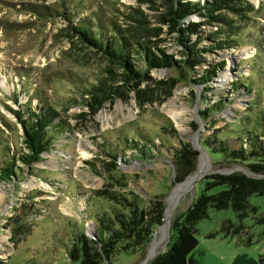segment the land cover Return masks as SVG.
Wrapping results in <instances>:
<instances>
[{"label":"rangeland","instance_id":"obj_1","mask_svg":"<svg viewBox=\"0 0 264 264\" xmlns=\"http://www.w3.org/2000/svg\"><path fill=\"white\" fill-rule=\"evenodd\" d=\"M56 1L0 0V168L14 153L27 152L22 144V129L12 112L18 111L19 104L28 102L24 91L28 90L29 79L37 82V89L32 86L31 91L52 105L69 128L64 136L67 138L42 153L37 163L26 167L13 160L17 177L11 182H0V264H69V244L76 221H81L82 232L87 236L85 222L90 221V203L100 210L101 202L92 196L108 184L106 178L98 175L105 169L117 180L128 183L126 187L112 184L111 191L123 195L131 192L144 207L151 204L164 207L163 224L143 254L111 263L149 264L166 251L172 221L190 208L202 180L236 172L264 178L244 166L215 163L200 145L204 137L224 142L227 132H264V78L257 79L255 73L252 80L261 84L256 88V99L234 96L233 103L220 112L202 115L222 99L233 98L231 83L240 75L250 74L249 67L237 68L242 60L255 59L254 55L264 58V0H249L260 10L243 22L230 11H221L224 18L233 21L232 27L242 26L237 36L230 37L239 49L202 55L205 64L198 67L201 71L209 65L224 64L208 85L211 92L206 98L202 97V88L188 84L176 67H169L146 71L148 79L137 85L105 81L120 92L92 112L84 103L91 97L86 91L108 79L104 71L107 63L70 39L67 22L59 12L52 11L57 9ZM94 3L100 7L105 21L114 22L121 30L131 25L140 31L144 37L137 43L149 44L151 51H159L174 61L181 58L182 47L174 40L178 34L170 33L168 26L159 21L164 13L161 0H94ZM32 6L47 15L41 18L29 12ZM84 17L85 12L76 18ZM202 21L192 16L180 27L200 24L198 33L190 36L192 39L227 30L225 24L207 26ZM134 58L138 59L136 55ZM171 114L177 115L174 118ZM138 132L148 136L153 145L144 150V156L127 147ZM103 145H108L117 159L101 153L106 149H99ZM176 149L197 152L193 172L180 182L179 170L188 171L190 165L184 157L179 161L173 159ZM249 203L258 209V214L264 213V196L252 195ZM77 213L81 220L77 219ZM236 223L230 209L208 213V218L197 226L198 244L190 255L196 264H230L237 255L254 260L264 255V227L254 225L250 215L242 222L245 228L242 232H236Z\"/></svg>","mask_w":264,"mask_h":264},{"label":"trees","instance_id":"obj_2","mask_svg":"<svg viewBox=\"0 0 264 264\" xmlns=\"http://www.w3.org/2000/svg\"><path fill=\"white\" fill-rule=\"evenodd\" d=\"M161 1L164 13L160 15L159 21L168 26L170 33L178 34L174 40L182 47L181 58L176 61L159 51H151L149 44L147 46L146 43H137L138 39L144 35L140 34L141 32L134 26L129 25L127 30H121L114 22L105 21L100 7L94 3V0L56 1L59 10L54 8L52 11L59 12L63 20L67 22L70 39H75L83 48L100 55L107 63L104 71L108 74V79H102L103 83L100 81L91 86L92 90L86 91L91 97L89 100H84V103L91 112L115 98V95L120 92L119 88L107 85L105 81L111 84L122 82L126 85L133 82L137 85L140 81L148 79L146 71L169 67H176L188 84L202 88V97L206 98V94L211 92L208 85L223 69L224 64L209 65L207 70L201 71L198 67L204 63L202 55L215 54L217 50L221 49H239L237 42H234L230 37L237 36L242 26L232 27L233 21L224 18L221 11H230L239 16L238 19L243 22L249 19L247 17L256 15L260 10L254 8L249 0ZM28 9L29 12L31 11L41 18L47 15L45 12L44 15L42 11L36 10L33 6ZM83 12L86 17L76 18ZM192 16L204 19L201 23L207 26L225 24L227 30L192 39L190 36L198 33L200 24L180 27L185 19ZM48 17L51 16L48 15ZM253 47L257 48L259 53L261 52L257 45H253ZM134 55L138 59H135ZM254 57L255 59L242 60L241 66L237 67L238 69L243 66L249 67L250 74L247 77L239 74L238 79L231 83L230 94L233 98L230 101L227 98L222 99L210 110L202 113L203 116L206 117L215 110L220 112L224 106H230L234 96L237 99L251 96L256 99L258 97L256 88L261 84L254 82L252 77L255 73L257 79L264 78V58L259 55H254ZM26 78H28L27 75ZM32 86L33 89H37L35 79H29L27 85L29 91H24L28 96V102L24 105L19 104L18 111L13 110L12 112L16 123L22 129V144L27 152L14 153L10 156L9 162L0 168V182H11L17 177L13 160L30 167L40 160L42 153L49 151L58 142L66 139L67 137L64 136L69 133L66 122L59 118L54 107L45 102L40 94L37 95L31 91ZM138 97L140 98V95ZM14 99L17 100V98ZM16 100L14 102L18 104ZM33 100L36 102L34 103ZM260 138L264 139V132H259V134L255 131L251 133L247 131L227 132L224 142L214 137H204L200 141V145L215 163L237 164L248 168L250 173L255 176H261L264 175V140H260ZM150 146L153 147L148 136H143L138 132L135 133L134 140L127 147L132 151L140 152V156H144V150ZM104 147L106 149L101 153L108 155L109 158L117 159V156L109 150L108 145H103L99 149ZM174 151L172 157L175 161L184 157L190 165L188 171L179 170L180 179L177 181L180 182L186 175L193 172L197 152L177 149ZM17 170L19 169L17 168ZM109 173L108 169L98 173L99 176L107 179L106 183L108 184L103 190L93 192L92 199L101 202L102 205L100 204V210H96L91 203V209L89 210L87 207L90 211L88 215L91 221L85 222L88 223L87 230L84 229L87 236L82 232L81 221L77 220L74 225L73 238L69 244L71 249L68 253L69 264H111L125 256L138 253L142 255L151 243L157 228L163 224V206L151 204L144 207L145 205H141L139 197L131 192L123 195L118 191H111L109 188L113 185L126 187L125 185L128 183H122V180H117ZM61 174L59 173V175ZM252 195L264 196V178H250L236 172L229 175L216 174L202 180L190 208L172 221L166 251L157 255L149 264H196L190 255L198 244L197 226L208 218L210 211L232 210L237 222L234 224L236 232H242L245 229L242 222L249 215L252 217L254 225L264 227V213L258 214V209L249 203ZM84 202L87 204L86 201ZM79 218V213H77V219ZM13 234L16 235L17 231H14ZM247 242L249 243L250 240ZM230 264H264V255H260L257 260L244 254L237 255Z\"/></svg>","mask_w":264,"mask_h":264},{"label":"bare ground","instance_id":"obj_3","mask_svg":"<svg viewBox=\"0 0 264 264\" xmlns=\"http://www.w3.org/2000/svg\"><path fill=\"white\" fill-rule=\"evenodd\" d=\"M171 115H172V117L175 118L177 114H171ZM174 195H177V190L174 192ZM170 210H171V209H170ZM151 257H152V256H151Z\"/></svg>","mask_w":264,"mask_h":264},{"label":"water","instance_id":"obj_4","mask_svg":"<svg viewBox=\"0 0 264 264\" xmlns=\"http://www.w3.org/2000/svg\"><path fill=\"white\" fill-rule=\"evenodd\" d=\"M163 221H164V218H163ZM159 227H161V226H159ZM159 227H158V228H159ZM168 235H170V234H168Z\"/></svg>","mask_w":264,"mask_h":264}]
</instances>
